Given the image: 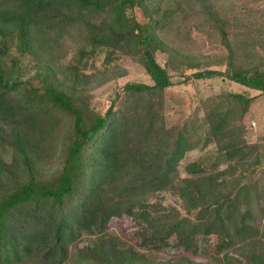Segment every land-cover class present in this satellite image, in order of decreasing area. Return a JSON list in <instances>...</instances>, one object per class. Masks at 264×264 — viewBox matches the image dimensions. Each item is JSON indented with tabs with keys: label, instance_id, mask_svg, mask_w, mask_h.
Instances as JSON below:
<instances>
[{
	"label": "trees",
	"instance_id": "obj_1",
	"mask_svg": "<svg viewBox=\"0 0 264 264\" xmlns=\"http://www.w3.org/2000/svg\"><path fill=\"white\" fill-rule=\"evenodd\" d=\"M136 7L145 22L128 14ZM236 11L220 0H0V264H264V157L243 123L254 97L223 91L203 99L199 122L164 117L170 64L264 92V35L238 32ZM190 22L219 38L223 71L191 51ZM101 49L105 63L128 56L151 79L126 81L104 112L89 91L107 77L85 71ZM25 58L36 72L22 79ZM208 145L207 161L180 176L185 153ZM163 190L181 208L151 198ZM122 215L139 247L217 241L209 261L155 260L108 230Z\"/></svg>",
	"mask_w": 264,
	"mask_h": 264
},
{
	"label": "rangeland",
	"instance_id": "obj_2",
	"mask_svg": "<svg viewBox=\"0 0 264 264\" xmlns=\"http://www.w3.org/2000/svg\"><path fill=\"white\" fill-rule=\"evenodd\" d=\"M230 9H237L233 13L240 28L238 32L248 33L253 38L264 35V0H220ZM164 2V0H163ZM129 15H134L140 22H145L146 18L140 8L128 10ZM190 22L188 32L192 41L188 43L191 51L199 55L205 67L224 70L226 49L221 44L219 38L215 35L210 36L191 27ZM188 46V47H189ZM189 47V48H190ZM184 50H189L184 48ZM156 60L162 66H166L170 61L166 52H156ZM105 51L98 50L94 57L89 61L86 68L87 73H97L98 77H107L102 84L93 86L90 93V105L99 112H104L115 99V107L118 106L122 99L123 85L126 81H139L150 83L151 79L143 67L133 61L128 56L115 55L110 63L104 62ZM27 70L22 73L21 78L26 79L33 77L36 72L35 63L25 58L23 61ZM169 66V73L173 84L165 89L166 105L164 109L165 121L168 125H183L202 119L204 114L203 99L208 96L216 95L223 91L240 92L246 96H253L248 112L243 118L245 125V139L249 142H257L262 148L264 157V92L245 87L237 82L231 81L224 76H213L210 78H196L192 75V69L180 70L178 66ZM98 79L94 82L97 84ZM37 83V79H33ZM212 153V145L196 147L185 153L178 164V173L185 176L184 166L191 161L206 162ZM153 200H159L163 204L173 205L181 208L182 202L173 192L163 190L155 193ZM108 230L127 242L136 245L138 241L135 231L137 225L127 215L120 217H111L107 223ZM88 237L84 236L79 245L87 243ZM217 239L214 235L205 245L193 252L192 250H183L174 246H168L161 249H147L135 246L136 249L146 254L149 258L155 260L170 259L176 260L181 255L196 261H209L211 252ZM67 264H73L71 262Z\"/></svg>",
	"mask_w": 264,
	"mask_h": 264
}]
</instances>
